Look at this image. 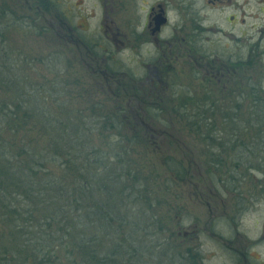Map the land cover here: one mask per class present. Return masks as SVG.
Wrapping results in <instances>:
<instances>
[{
    "label": "trees",
    "instance_id": "obj_1",
    "mask_svg": "<svg viewBox=\"0 0 264 264\" xmlns=\"http://www.w3.org/2000/svg\"><path fill=\"white\" fill-rule=\"evenodd\" d=\"M37 1L45 13L58 9L55 0ZM10 73V63L0 62V91L14 95L0 97V264H180L168 243L171 229L156 209V187L148 188L140 164H129L133 147L120 138L116 145L105 142L115 134L127 138L117 111L88 99L80 118L72 110L55 114V77L32 94L12 84ZM201 108L197 104L191 117L187 105L175 110L202 142L199 169L210 177ZM259 108L244 113L242 124L264 123V103ZM162 165L179 182L189 176L172 155Z\"/></svg>",
    "mask_w": 264,
    "mask_h": 264
},
{
    "label": "rangeland",
    "instance_id": "obj_2",
    "mask_svg": "<svg viewBox=\"0 0 264 264\" xmlns=\"http://www.w3.org/2000/svg\"><path fill=\"white\" fill-rule=\"evenodd\" d=\"M6 1L9 4L12 2L14 5L11 6L16 7L17 12L22 15V19L15 22L16 26L11 25L5 32L0 20V62L10 63L12 84L19 82L27 90L34 89L33 94L40 86H48L55 77L60 88L57 94L59 101L56 106L52 103L50 109L55 114L60 110H72V115L74 113L80 118L79 113L84 114L92 100H99L108 105L109 109L117 111L121 116L119 125L127 138L115 134L106 138L105 142L115 144L121 140V145L128 143L133 147V151H130L133 159L129 160V164H140L144 175L149 178L148 188L156 187L154 197L159 201L156 209L161 215L160 218L167 220L168 228L174 234L177 231L182 234L185 230H198V237L192 241L201 242L196 250L201 252L204 264L227 262L221 259L220 250L216 249L214 239L208 234L214 227L210 217V177L204 174L203 168L199 169L204 166L200 158L203 144L193 130L184 127V117L175 110L181 105H187L190 115L197 104L202 105L201 80L192 76L187 83L185 74L179 75L176 71L173 75L177 79L178 91H170V99L162 101L152 94L146 101L147 104L142 106L139 101L141 92L136 80L139 79L140 60L147 59V52L152 45L146 44L141 48L140 59L137 49L134 48L132 35L133 24L143 33L147 14L157 4L167 6L169 21L162 36L168 39L172 38V29L177 22L183 18L184 21H191L192 17L184 14L186 11L200 9L206 25L210 24L217 13L205 0H55L61 12L56 19L51 12L40 10L39 14L34 0H19V3L16 0ZM2 5L3 0H0V9ZM227 15L224 9L220 21ZM10 18L6 20L10 21ZM0 19H3L1 13ZM41 28H44V33ZM82 37L100 41L101 45L94 49L98 53L92 49L86 50ZM59 52L62 55L60 60L57 57ZM107 64L111 70H119L115 72L117 74L114 78L108 76ZM175 66L185 71L188 69L179 62ZM142 70L144 75L152 71L150 68ZM195 84H198L197 87L190 86ZM5 94L14 98L10 92L0 91V97ZM36 102L43 106L41 99ZM246 106L248 104L244 102V113L250 111ZM203 111L202 106L200 113ZM130 141H134L133 144ZM102 143L100 141L99 144ZM171 155L181 160L189 169V176L183 182L169 176L162 165L164 158ZM135 210L139 209L136 207ZM252 227V224L247 225V231H252ZM166 235L164 233L160 237ZM190 243L182 247L193 244ZM182 247L178 248L182 250Z\"/></svg>",
    "mask_w": 264,
    "mask_h": 264
},
{
    "label": "flooded vegetation",
    "instance_id": "obj_3",
    "mask_svg": "<svg viewBox=\"0 0 264 264\" xmlns=\"http://www.w3.org/2000/svg\"><path fill=\"white\" fill-rule=\"evenodd\" d=\"M34 1L40 14L38 1ZM205 3L217 13L210 24H204L200 9L183 11L192 17L191 21L183 18L177 22L170 39L162 36L169 21L167 6L163 4L150 8L143 33L132 25L134 48L140 59L141 48L152 45L147 59L140 60L136 80L141 92L139 101L142 106L147 104L152 94L160 101L170 99V91H178L173 75L176 71L185 74L187 83L192 76L200 78L203 116L209 131L206 151L214 227L208 234L220 250L221 259L227 261L224 264H264V123L242 124L240 119L244 102L254 114L264 103V0H205ZM11 5L14 4L3 0L0 9L4 32L22 19ZM224 9L228 15L220 21ZM50 11L54 18L61 13L56 8ZM160 19L165 22L160 23ZM82 41L86 50L98 53L94 49L101 45L100 41L83 37ZM176 62L188 69H177ZM106 68L111 78L119 71L111 70L108 64ZM146 68L152 71L144 75L142 69ZM194 69L197 70L193 73ZM249 224L253 225L250 232L246 229ZM197 232V229L182 234L171 231L167 236L173 257H179L180 264H204L201 252L196 250L201 242L192 241ZM188 242L193 244L182 247ZM180 246L183 253L176 250Z\"/></svg>",
    "mask_w": 264,
    "mask_h": 264
},
{
    "label": "water",
    "instance_id": "obj_4",
    "mask_svg": "<svg viewBox=\"0 0 264 264\" xmlns=\"http://www.w3.org/2000/svg\"><path fill=\"white\" fill-rule=\"evenodd\" d=\"M158 18H159V17H158ZM159 21H160V23H161V22L163 23V22H165V19H160Z\"/></svg>",
    "mask_w": 264,
    "mask_h": 264
}]
</instances>
